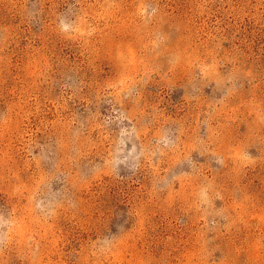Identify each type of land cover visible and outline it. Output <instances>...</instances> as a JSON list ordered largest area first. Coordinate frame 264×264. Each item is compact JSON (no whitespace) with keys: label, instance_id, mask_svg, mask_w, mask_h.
I'll return each mask as SVG.
<instances>
[{"label":"rangeland","instance_id":"obj_1","mask_svg":"<svg viewBox=\"0 0 264 264\" xmlns=\"http://www.w3.org/2000/svg\"><path fill=\"white\" fill-rule=\"evenodd\" d=\"M0 264H264V0H0Z\"/></svg>","mask_w":264,"mask_h":264}]
</instances>
